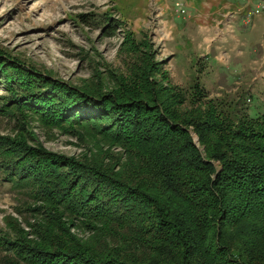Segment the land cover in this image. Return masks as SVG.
<instances>
[{"label":"trees","instance_id":"16d2710c","mask_svg":"<svg viewBox=\"0 0 264 264\" xmlns=\"http://www.w3.org/2000/svg\"><path fill=\"white\" fill-rule=\"evenodd\" d=\"M151 70L149 59L141 57L139 74L124 95L59 86L56 97L43 100L59 106L50 117L55 123L94 124L109 142L119 143L128 154L121 172L111 165L84 167L0 137L4 181L28 190L34 204L52 212L29 208L41 215L30 224L32 240L20 229L11 239L16 259L25 264H195L198 258L203 264H264V114L250 116L237 101L210 100L198 84L189 101L182 91L164 97L149 80ZM25 103L40 107L30 97ZM64 215L86 226L91 237L71 234Z\"/></svg>","mask_w":264,"mask_h":264},{"label":"rangeland","instance_id":"374dc122","mask_svg":"<svg viewBox=\"0 0 264 264\" xmlns=\"http://www.w3.org/2000/svg\"><path fill=\"white\" fill-rule=\"evenodd\" d=\"M167 32L156 0H0V137L84 167L111 165L113 172H121L128 154L119 143L109 142L94 124L55 123L50 117L59 106H47L43 100L56 97L54 88L59 86L124 95L127 83L139 74L141 57L149 59V80L157 92L164 91V97L182 91L183 98L194 99L198 84L210 100L237 101L250 116L264 114V59L254 60L230 39L209 50H194L192 42L186 47L193 49L182 50L174 60ZM28 88L37 93L25 95ZM51 88L54 92L48 95ZM42 94L48 97L40 99ZM28 97L39 101L40 107L26 104ZM43 109L48 115L42 114ZM81 114L80 118L86 115ZM191 131L196 146L204 151ZM94 159L95 163L86 162ZM215 166L221 170L219 163ZM44 205L34 204L28 190L4 181L0 172V264H25L15 258L9 244L17 229L33 239L30 224L41 214L29 208L42 207L36 211L52 214ZM63 217L71 234L84 239L93 234L77 220ZM195 264H203V259Z\"/></svg>","mask_w":264,"mask_h":264},{"label":"crops","instance_id":"0c3cea01","mask_svg":"<svg viewBox=\"0 0 264 264\" xmlns=\"http://www.w3.org/2000/svg\"><path fill=\"white\" fill-rule=\"evenodd\" d=\"M156 1L174 45V60L182 50H192L186 47L192 42L194 50H209L225 46L230 39L254 60L264 59V0ZM261 66L264 69V62Z\"/></svg>","mask_w":264,"mask_h":264},{"label":"built area","instance_id":"2783aa9c","mask_svg":"<svg viewBox=\"0 0 264 264\" xmlns=\"http://www.w3.org/2000/svg\"><path fill=\"white\" fill-rule=\"evenodd\" d=\"M263 4H264V1H263ZM260 13V11L259 10H256V14H259Z\"/></svg>","mask_w":264,"mask_h":264}]
</instances>
